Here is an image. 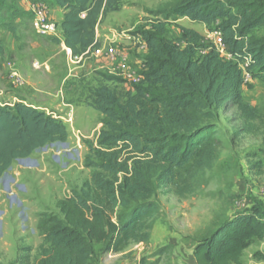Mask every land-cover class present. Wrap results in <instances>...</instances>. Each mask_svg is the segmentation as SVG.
<instances>
[{
    "label": "trees",
    "instance_id": "obj_1",
    "mask_svg": "<svg viewBox=\"0 0 264 264\" xmlns=\"http://www.w3.org/2000/svg\"><path fill=\"white\" fill-rule=\"evenodd\" d=\"M50 1L63 11L60 36L74 56L98 48L97 25L124 6V0ZM145 12L152 18L148 27L130 33L146 48L139 83L123 97L107 86L92 92L90 106L103 125L97 147L89 146V166L97 172L58 202L62 219L44 222L34 264H91L94 245L119 254L146 243L160 208L158 187L173 185L174 170L209 169L216 160L217 111L237 109L247 124L258 117L242 90L244 73L264 78V37L252 36L264 28V0H179ZM183 18L209 32L213 26L230 59L192 29L179 27L178 37L169 39L167 23ZM66 139L60 120L25 101L0 106V178L13 161ZM263 240L264 204L256 201L197 239L192 257L196 264H242L244 251ZM20 251L11 264H30L29 249Z\"/></svg>",
    "mask_w": 264,
    "mask_h": 264
},
{
    "label": "rangeland",
    "instance_id": "obj_2",
    "mask_svg": "<svg viewBox=\"0 0 264 264\" xmlns=\"http://www.w3.org/2000/svg\"><path fill=\"white\" fill-rule=\"evenodd\" d=\"M178 1L124 0L119 12L102 20L108 28L105 33L118 39L104 46L115 47L120 55L111 61L88 54L74 61L59 42L58 28L57 36L37 32L39 13L46 23L55 24L56 8L50 0H0V106L25 101L60 120L67 132L64 143H49L35 150L27 161L14 162L11 176L0 182V210L7 211L4 221L10 225L0 238V264L15 262L23 248L29 249L30 264H34L43 245L44 222L51 217L62 219L58 202L79 191L97 172L89 166V146L97 147L103 125L102 115L90 106L92 92L107 86L123 97L130 84L139 83L146 49L130 33L148 27L152 18L145 11L170 8ZM179 27L195 30L213 45L209 38L213 26L209 32V28L186 20L169 21L166 36L176 39ZM252 36L264 37V28ZM121 55L127 65L124 73L119 68ZM107 76L122 82L106 81ZM242 97L256 109L258 117L247 124L237 109L217 111L216 160L209 169L199 170L191 164L186 170H174L177 177L173 185L158 187L160 208L149 240L130 244L119 254L106 253L102 244L94 245L91 264H192L191 249L197 239L248 205L256 201L264 204V78L248 79ZM14 178L16 184H9ZM10 190L18 200L8 194ZM20 201L23 206H19ZM11 206L19 217L17 226L7 220L14 214L10 215ZM21 209L28 215L24 225ZM25 226L27 232L22 236ZM262 250L260 245L249 248L244 263L264 264L254 260L263 255ZM256 251L259 254L252 256Z\"/></svg>",
    "mask_w": 264,
    "mask_h": 264
},
{
    "label": "crops",
    "instance_id": "obj_3",
    "mask_svg": "<svg viewBox=\"0 0 264 264\" xmlns=\"http://www.w3.org/2000/svg\"><path fill=\"white\" fill-rule=\"evenodd\" d=\"M56 8V10H55V12H56V15H57V17H56V19H55V24H56V26H57V28L59 29V33H60V35H61V29H60V23L62 22V20H63V11L61 10V9H59V8H57V7H55ZM113 14H115V13H111V14H109V16H114ZM184 20H186L187 22H189V23H191V24H196V23H192V22H190L189 20H187V19H185V18H183V19H179V21H184ZM103 23V24H102ZM106 22H102L101 21V23H99L98 25H97V27H96V29H95V37H96V40L100 43V46L101 47H104V45H105V43L106 42H116L117 40H116V37H115V35L114 34H108V33H105L106 32V30L108 29L107 27H106ZM197 25H199V26H203V27H205V25H200V24H197ZM195 31V30H194ZM111 32V31H110ZM59 41H60V44L62 45V46H64L63 45V43H62V38H61V36H60V38H59ZM65 47V46H64ZM1 82V81H0ZM17 160H15V161H13L12 162V164H11V166H10V168L1 176V178H0V182L2 181L3 182V178H4V176H7V175H9V176H11L10 175V173L12 172V168H13V163L14 162H16ZM11 171V172H10ZM10 172V173H9ZM15 179V178H14ZM15 181L17 182V180L15 179L13 182H11V183H9V184H14L15 183ZM16 184V183H15ZM8 194L9 195H11L15 200H18V195L16 194V193H14L12 190H10L9 192H8ZM261 197H262V195H261ZM263 202H264V198H263V200H262ZM252 205L253 204H251V205H248L247 206V208L246 209H249V208H251L252 207ZM1 206V205H0ZM19 206H23V203L20 201L19 202ZM17 208H19V207H17ZM9 209H10V212H11V214L10 215H12L13 213H14V211H13V206H11V207H9ZM243 210H245V209H243ZM243 210H239V211H243ZM20 211V216H22V219L21 220H23V225L24 224H26V221H27V219H28V215H25L24 214V211L21 209V210H19ZM13 212V213H12ZM21 213H22V215H21ZM6 216H7V211L6 210H0V238H2L3 236H4V234L6 233L5 232V230H4V228L6 229L7 228V230L9 231V224L8 225H5V218H6ZM231 216V215H230ZM229 217V216H228ZM17 218H19L18 216H16V213H14L11 217H7V220H8V222H11V224H15L16 226H17V224H18V219ZM13 221V222H12ZM26 226L24 227V230H22L21 232H20V234H22V236L24 235L25 236V234H26ZM18 232V231H17ZM19 233V232H18ZM21 238H23V237H21ZM258 245H260V248H262V246H264V240L263 241H261V242H255V243H253L249 248H251V247H253V246H258ZM249 248H247L245 251H244V253L249 249ZM191 251H192V249H191ZM263 251V255L261 254V256L262 257H264V250H262ZM257 254H259L257 251L255 252V253H253L252 254V256H255V255H257ZM243 256H244V254H243ZM251 256V257H252ZM261 256L259 257V259L258 258H253L254 260H259V261H263L264 262V260H263V258H261ZM190 258L192 259V264H195V260H194V258L192 257V254L190 255ZM242 264H245L244 263V259L242 258Z\"/></svg>",
    "mask_w": 264,
    "mask_h": 264
},
{
    "label": "built area",
    "instance_id": "obj_4",
    "mask_svg": "<svg viewBox=\"0 0 264 264\" xmlns=\"http://www.w3.org/2000/svg\"><path fill=\"white\" fill-rule=\"evenodd\" d=\"M37 32L38 34L42 35V36H57V26L54 23H46L43 19V16L41 13H39L37 15ZM210 39H212V43L214 48L216 49V51L225 59H230V56L227 54L225 46L222 43V37L221 34L217 31H214L211 35V37H209ZM137 42H139L142 47L144 49L145 46L141 43V41L139 39H137ZM68 50V49H67ZM69 51V50H68ZM70 52V51H69ZM71 53V52H70ZM92 55L95 58H103L105 57L106 59H109L111 61L115 60V57L117 55H120L115 47H101L99 46L96 49L93 50H87L85 51L83 54L79 55V56H74L71 53V57L74 61H80L84 56L86 55ZM121 63L119 64V68L122 70V72H126L127 71V65L125 63V57L121 55ZM17 75L15 73H12V77L15 79V82L20 83L19 79L16 77ZM129 77V75H128ZM249 79L248 74L244 73V80L245 82H247ZM19 161V159L17 160ZM261 195L264 198V190L261 191Z\"/></svg>",
    "mask_w": 264,
    "mask_h": 264
},
{
    "label": "water",
    "instance_id": "obj_5",
    "mask_svg": "<svg viewBox=\"0 0 264 264\" xmlns=\"http://www.w3.org/2000/svg\"><path fill=\"white\" fill-rule=\"evenodd\" d=\"M25 160L27 161L28 158H26V159H19L20 162L25 161Z\"/></svg>",
    "mask_w": 264,
    "mask_h": 264
}]
</instances>
